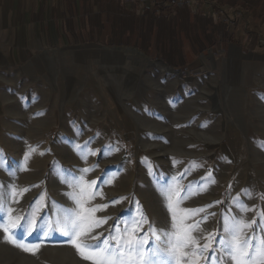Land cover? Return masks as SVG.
I'll use <instances>...</instances> for the list:
<instances>
[{
	"label": "rangeland",
	"instance_id": "1",
	"mask_svg": "<svg viewBox=\"0 0 264 264\" xmlns=\"http://www.w3.org/2000/svg\"><path fill=\"white\" fill-rule=\"evenodd\" d=\"M24 1L8 0L6 8L14 9L13 27L9 19L6 27L0 26V152L11 170L10 174L0 168V186L30 189L12 205L17 214L27 213L41 193L46 197L40 206L45 220L56 218L54 204L72 206L65 195L72 189L60 175L61 170H72L77 179L83 174L88 181L96 180L93 191L98 188L103 193L89 206L109 204L96 216L111 219L93 235H108L117 218L139 219L140 209L154 227H170L171 216L158 191L165 182L181 190V195L189 186L197 193L181 207L205 208V212L188 223L215 213L193 233L198 238L213 232L219 238L222 214L239 212L233 204L237 197L253 209L240 215L261 223L264 44L205 52L183 68L134 49L48 47L36 42L38 36L23 26ZM103 58L122 65L118 77L99 81L96 73L102 69L95 62ZM124 71L129 72L124 75ZM86 141L85 152L95 155L85 160L73 144L83 146ZM30 148L36 151L25 161ZM84 168L94 170L84 174L80 171ZM205 184L207 190L199 192L197 186ZM120 197L127 199L110 203ZM253 229L259 232L256 225ZM24 239L41 246L35 253L26 252L0 232V264H91L59 233Z\"/></svg>",
	"mask_w": 264,
	"mask_h": 264
},
{
	"label": "snow or ice",
	"instance_id": "2",
	"mask_svg": "<svg viewBox=\"0 0 264 264\" xmlns=\"http://www.w3.org/2000/svg\"><path fill=\"white\" fill-rule=\"evenodd\" d=\"M87 148V141L83 146L73 144V149L85 160L88 155H95L94 152H85ZM35 151V148H30L25 161ZM0 168L7 169L2 152H0ZM7 170L11 174V170ZM93 170L84 168L80 171L86 174ZM149 172L151 174V167ZM60 175L63 182L72 189L65 193L72 201V206L54 204L56 212L54 220H45L44 216L40 215V206L46 199L44 193L29 204L27 213L17 214V210L12 205L19 203V198L30 189H18L15 185L11 188L6 185L0 186V232L3 233L6 241L26 252L35 253L41 246L40 243L25 242L26 236L35 235L36 239L40 240L41 237L47 238L59 233L67 238V242L76 249L82 259L90 261L91 264H264V211L258 213L260 224H257L256 219L251 221L245 219L240 213L253 209H249L238 197L234 198L233 204L239 212L236 215L222 214L219 238L216 232L199 238L193 235L200 230L201 223L207 220L208 215L215 213H208L200 220L188 223L192 217L205 212V208L181 207L185 200L197 193L191 191L189 186L182 190L184 194L181 195V190L175 186H168L167 182L158 191L163 205L170 213V227H154L140 209L139 219L131 216L127 220L117 218V222L107 230L108 235L105 236L103 232L93 235L95 229L111 219V217L96 216L97 212L107 209L109 204L89 206V202L97 196L103 198V193L98 188L93 191L97 181H88L83 174L77 179L72 170H61ZM208 176L210 178L211 173ZM68 177H71V180ZM107 183L111 184L112 180H107ZM211 183H215V180H211ZM197 187L199 192L207 190V184ZM245 195L251 197V193L247 190ZM125 199L127 198L120 197L110 203L114 205ZM136 203L139 209V202ZM121 224L124 225L123 228ZM144 224H148L147 230L143 229ZM253 225L259 228V232L253 229ZM141 232L142 235L139 234ZM89 240L95 242L89 243ZM201 240L205 242L201 244ZM214 244H219V248H215Z\"/></svg>",
	"mask_w": 264,
	"mask_h": 264
},
{
	"label": "crops",
	"instance_id": "3",
	"mask_svg": "<svg viewBox=\"0 0 264 264\" xmlns=\"http://www.w3.org/2000/svg\"><path fill=\"white\" fill-rule=\"evenodd\" d=\"M0 0V26L13 27L14 9ZM12 2V0H10ZM23 26L43 46L134 49L174 68L226 46L264 44V0H25Z\"/></svg>",
	"mask_w": 264,
	"mask_h": 264
},
{
	"label": "bare ground",
	"instance_id": "4",
	"mask_svg": "<svg viewBox=\"0 0 264 264\" xmlns=\"http://www.w3.org/2000/svg\"><path fill=\"white\" fill-rule=\"evenodd\" d=\"M75 60H76V58H75ZM71 62V61H70ZM95 63H97V64H99L100 65V67H101V71H99L98 73H96V77H98L99 78V81L100 82H102V80L100 79L101 77H107V76H109L110 75V77H118V72H120V71H123V70H117V68L118 67H122V65H116L115 63H116V60L115 59H113V58H103V59H101V60H99V61H96ZM234 63L232 62L231 64H230V69L232 70V65H233ZM235 64H241L240 62H237V63H235ZM86 67V66H85ZM80 68L82 69V70H84L83 69V67H82V64H81V66H80ZM88 68V70H90L89 69V67H87ZM126 69V68H125ZM88 72V71H87ZM87 72H85V73H87ZM129 71H124V75L126 74V73H128ZM233 73L236 75L237 74V72H235V71H233ZM89 75V74H88ZM103 75V76H102ZM247 75V74H246ZM242 76V75H241Z\"/></svg>",
	"mask_w": 264,
	"mask_h": 264
},
{
	"label": "built area",
	"instance_id": "5",
	"mask_svg": "<svg viewBox=\"0 0 264 264\" xmlns=\"http://www.w3.org/2000/svg\"><path fill=\"white\" fill-rule=\"evenodd\" d=\"M188 0H167V5L171 8H180L186 4ZM207 4H214L215 0H203Z\"/></svg>",
	"mask_w": 264,
	"mask_h": 264
}]
</instances>
